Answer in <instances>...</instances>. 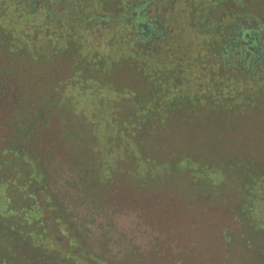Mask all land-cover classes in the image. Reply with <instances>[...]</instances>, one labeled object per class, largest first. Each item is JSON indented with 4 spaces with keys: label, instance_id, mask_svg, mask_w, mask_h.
Wrapping results in <instances>:
<instances>
[{
    "label": "rangeland",
    "instance_id": "1",
    "mask_svg": "<svg viewBox=\"0 0 264 264\" xmlns=\"http://www.w3.org/2000/svg\"><path fill=\"white\" fill-rule=\"evenodd\" d=\"M142 1L0 0V14L11 26L0 28V160L22 119L25 133L16 142L30 141L38 174L45 177V189L30 183L38 202L30 210L32 223L21 211L15 224L30 225L33 239L53 241L61 224L51 218L47 202L57 196L67 202L66 217L82 230L75 253L81 247L114 264H124L127 256L132 264H264V225L234 210L237 189L232 188L244 165L264 169V84L253 86L254 77L244 81L243 71L224 65L217 53L229 21L261 20L264 0H181L173 14L162 12L170 34L152 44L138 39L128 20L132 11L126 4ZM160 4L153 0L146 16L153 5L159 12ZM21 12L36 16L25 22ZM155 56L161 63L153 62ZM148 76L223 79L215 96L227 98L230 108L215 103L200 125L193 109L169 108L167 117L151 123L137 114L136 105L138 96L153 93ZM246 76H264V63ZM79 87L84 91L77 94ZM133 129L145 150L158 145L159 157L184 154L221 165L227 185L194 186L199 181L180 171L151 175L147 170L134 181L135 176L115 173L109 187L85 179L79 168L98 155L103 142L114 147L119 171L127 168L134 155L126 151L132 146L125 135L132 131L131 142L136 141ZM27 175L17 172L16 187L9 188L26 189ZM22 197L24 192L15 191L14 199ZM55 242L64 246L62 236ZM1 243L0 264H55L39 260L27 244ZM93 258L88 264H96Z\"/></svg>",
    "mask_w": 264,
    "mask_h": 264
},
{
    "label": "trees",
    "instance_id": "2",
    "mask_svg": "<svg viewBox=\"0 0 264 264\" xmlns=\"http://www.w3.org/2000/svg\"><path fill=\"white\" fill-rule=\"evenodd\" d=\"M22 14L26 16L23 19V21L25 22H28L30 19H34L36 16L35 14H32V12H21V15ZM7 21L10 22L9 19L6 18V16L0 14V28L8 29L9 27H11L9 24L8 27L5 25V22ZM41 21L45 22L43 18H41L39 22L41 24H39V26H44L45 24H43ZM36 29L39 28H35L34 31H36ZM127 35L125 34V36ZM161 60V58L159 59L155 56L153 62L161 63ZM78 77L80 78L81 76ZM148 77L151 79V87L154 90L153 93L149 92L150 94L146 98L145 96H138V99H136L138 103L136 105H138L137 109L140 110L137 111L141 113H136L139 115L142 114V117L143 115L149 116L148 118H150L151 123L157 122L159 118L162 120L164 117H167L168 113L166 110H168L169 108L186 112H188V109H193V113L198 114V125L201 124L200 119H202L204 116H207L203 113L209 114L210 110L215 107V103H217L219 107L225 105L224 107L228 109L230 108V102H227L229 101L227 98L215 96L216 93L214 90H217L218 85L220 84V82H222L223 79L218 78L216 81L211 82L209 81V76ZM248 77H254L253 86H256V84H258L259 82L261 84H264V76H245L244 81H247ZM98 84L100 85L99 87H101L103 83L99 81ZM161 85L162 88L160 87ZM83 91L84 89L79 87L76 93L78 94ZM160 92L163 94L158 97L157 94ZM145 107L148 108H146L147 112H142V109H145ZM222 109L226 110L224 108H220V110ZM136 119L139 122V120L142 121L143 118L139 119L136 117ZM22 122L26 121H23L22 119L16 121V127L19 126V129L15 132L14 136L11 139H7V141L1 148V150L3 151V159L0 160V243L12 242L16 245L27 244L28 246L33 247L31 248V251L35 256L38 257L39 260L44 263L56 264L59 262V260H62L67 264H88V261L94 257L93 261L96 264L97 261H100L101 264H114L113 260L107 259L108 257L106 258V256L104 255L102 257V254L100 256V254L97 255L94 252L88 250L85 251L81 247L75 249L76 253L75 251H73L78 241L82 240V238L80 237V232H82V230L79 231L78 226L66 217L64 211L68 208V205H65L67 204V202H61V200H58L57 196H53V200L51 202L50 200L47 202L49 207L52 209L51 218L55 223L61 224L59 229L60 232L54 233L53 241L51 239H49V241L48 238H38L39 240L35 238L33 239L32 236H34V233L31 232V229H29L31 227L30 225L28 226L26 224L27 226H24L25 228H23V226H17L15 224L16 218L19 215H21L20 218L22 217L21 211L24 214L25 212H28L29 215L27 216H29L30 220V210L33 209V207H37V199L35 202H33L35 200L34 187L32 186V188H30V183L32 185V183L35 182L41 187V189H45V177L44 175L38 174L39 167L36 162L34 163L35 156L31 154L29 145L30 141L26 140L25 143L16 142L17 140H19V137L21 138L25 133L24 129L26 127L22 125ZM191 123L192 121L188 124ZM133 131L136 141L134 140L133 142H131V136L133 133L132 131L130 132V134L125 135V139H127L129 144L132 146L131 149H128L126 151L131 152L134 155L132 161L126 164L127 168L125 170H123L122 167V170L120 172L119 166H116L115 161H112V158H114L116 152L114 150V147L109 144V149H107L106 142H103L101 144L102 149L97 148V151H99L98 155L89 160L86 165L80 166L79 169H81V174L84 175V178L93 181L96 180L95 183L109 187L115 173H120L122 176H124L125 174V176L130 179V175L135 176L132 177L134 181L137 180L135 179L136 177H140V175L145 173V171L147 170L151 173V175H156L159 172L174 173L180 171L181 173H184V176L187 177V179L190 176L191 181H199L196 182L195 185L194 183H191V186L194 185L199 187H207L211 185L213 186L214 184L217 185L220 182H225L224 184L227 183L222 178L223 172H225L226 169L221 165H209L207 162L199 159L194 161V159H192L190 156L184 154L178 157H159V155H162L163 152L162 150L158 152V150H160L158 145L154 144L151 146V148H147V150H145L146 146L143 144V140L140 139V136H138L139 132L137 131L136 133L134 129ZM117 135H119V133ZM6 159H9V162L12 163L3 164V162H1H6ZM14 162H17L19 164V168H16V165H12ZM78 162L79 161L77 160V162L75 163ZM81 164L82 163H80V165ZM22 165H24V167H22ZM259 165L262 166V164ZM259 165H244L243 168H241V172L239 171L240 175L232 188H236L237 191L239 190L238 192H233V196L237 197L235 198L236 203L234 206V210L243 213V215L248 218V221H250L251 223L264 225V220L262 219L261 221V217L264 216V169L258 167ZM11 168H13L12 171H10ZM99 168H102V173L100 174ZM21 170L28 172V175L25 177V188L30 189H11L13 187H16V185H13L15 180V176L13 175H15L17 172H20ZM23 183L17 182V184ZM10 186L11 188H9ZM234 190L235 189H233L232 191ZM15 191L19 193L24 192V198H21L22 201L14 199ZM30 195L34 198H30ZM51 198L52 197L49 195V199ZM11 212H14L12 214H15L13 217H11ZM258 215L260 216L259 218ZM30 221L29 223L31 224L32 221ZM70 230L71 238H68L67 236L70 234ZM35 233L37 234V236H39L38 232ZM61 236L64 238V246L56 244L55 242ZM76 236L78 238H75ZM107 249L105 248V250ZM128 253H130V249L128 250ZM143 261L141 260L139 264H147ZM124 262V264L133 263L131 258L128 256L127 259L124 260Z\"/></svg>",
    "mask_w": 264,
    "mask_h": 264
},
{
    "label": "flooded vegetation",
    "instance_id": "3",
    "mask_svg": "<svg viewBox=\"0 0 264 264\" xmlns=\"http://www.w3.org/2000/svg\"><path fill=\"white\" fill-rule=\"evenodd\" d=\"M152 1L126 4L127 10L132 11L128 16L130 27L137 33L138 39L150 44L161 41L170 34L171 27L163 21L162 12L173 14L180 9L182 1L185 4L188 0H159L160 11L153 5V14L146 16ZM217 43L221 62L242 70L244 75L241 78L244 79L246 74L260 69L264 63V18L252 20L242 17L229 21Z\"/></svg>",
    "mask_w": 264,
    "mask_h": 264
}]
</instances>
